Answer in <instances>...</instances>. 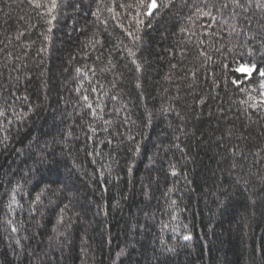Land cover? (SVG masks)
Listing matches in <instances>:
<instances>
[{
  "label": "trees",
  "instance_id": "1",
  "mask_svg": "<svg viewBox=\"0 0 264 264\" xmlns=\"http://www.w3.org/2000/svg\"><path fill=\"white\" fill-rule=\"evenodd\" d=\"M121 2L129 0H115L117 5ZM95 7L96 0H63L57 18L49 25L27 0H14L11 7L8 0H0V48L4 49L0 52V108L7 107V116L14 120L8 125L0 118L4 125L0 129V217L6 212L10 190L20 185L23 192L17 198L23 210L18 208L15 215L23 219L25 227L15 235L30 237L21 239L25 250L42 252L53 234L58 205L70 199L78 216L68 212L74 223L67 240L61 237L65 246L60 251L53 249L47 264H157V258L160 264H264V112L249 109L245 113L247 105L240 104L247 100L241 89L256 95L251 90L258 89L264 78L258 72L249 77L233 71L237 65L232 53H227L224 63L230 67L225 69L212 49L208 50L213 60L206 68L194 58L198 52L190 49L188 58L181 60L178 52L168 51L177 47L179 28L187 23L183 19L187 9L175 0V6L160 7L144 20L138 52L141 73L113 50L118 64L114 72L122 74L116 80L120 101L114 102L110 95L117 91L112 88L116 77L100 72L108 52L98 61V53L85 48V43L98 27L105 49L128 38L115 21L103 31L104 26L91 16ZM18 32L24 33L19 40ZM9 52L23 59L9 61ZM235 59L244 63L251 59L264 68L259 52L252 57L244 49ZM172 64L178 67L173 69ZM93 65L95 77L77 78V67L82 76ZM17 66H21L18 72ZM192 68L199 69L194 84ZM138 77L140 88L136 87ZM233 79H238V85L232 84ZM78 85L90 102L99 100L106 105L105 119H116L108 110L124 103L132 123L121 126L118 122L114 127L121 132L132 129L140 144L139 154H134L135 144L119 143L114 132L111 146L103 131L94 137L95 144L87 139L92 136L89 124L97 129L105 125L93 120L88 109L77 106ZM92 86L97 87L96 93ZM29 104L35 110L16 122L13 107L16 113L27 112ZM169 107L172 110L164 111ZM123 116L122 111L119 121ZM101 140L105 143L100 144ZM94 146L114 157L107 161L113 169L111 177H106L111 183L102 184L95 172L105 161L88 155ZM233 152L237 154L233 156ZM171 165L178 173L175 177L170 174ZM169 188L174 190L165 196ZM41 192L42 202L35 205L30 219L31 201ZM171 200H176L175 206ZM165 223L168 227L162 228ZM9 234L0 230V264H18L13 252L17 246L8 239ZM174 234L175 251L165 259L160 256V239L172 245ZM185 234L192 239L184 241ZM82 244L86 254L81 252ZM19 264H28L27 257Z\"/></svg>",
  "mask_w": 264,
  "mask_h": 264
},
{
  "label": "snow or ice",
  "instance_id": "2",
  "mask_svg": "<svg viewBox=\"0 0 264 264\" xmlns=\"http://www.w3.org/2000/svg\"><path fill=\"white\" fill-rule=\"evenodd\" d=\"M14 0H8V6L11 7V3ZM29 5L34 6L39 10V15L41 17L47 18V23L52 24V21L57 18L56 13L63 6V0H27ZM182 8L187 9L183 19L187 22L182 24L179 28L181 34L180 41L175 49H170L172 54L179 53L181 60L188 58V51L191 49L195 52H198V56H195L199 60L201 67H207V62L213 60V55L209 52L208 49H212L213 52L217 53L220 59V63L223 64L224 68L227 69L230 65L224 63L227 59V53L233 54V63L237 65L233 69L235 72L245 73L247 76L252 77L254 73L258 72L261 78H264V68H259L256 63H253L251 59L247 63H244L242 60L235 59L236 56L240 55L244 49H247L250 56L254 57L257 52L264 57V0H180ZM175 6V0H166V2L158 3V0H129V2H121L118 5L115 3V0H112V3H104V0H96V7L91 11V16L95 19L98 25L102 24L104 26L103 31H107L110 23L115 21V26L121 28L124 35L128 38L127 41L119 40L116 45L113 46V49H105L104 41L100 38L101 30L99 27L97 31L93 32L91 36L85 43V48L91 47L93 52H97V60L100 61L104 55V51L108 52L107 63L100 69L101 73H111L116 79L112 82V88L117 89L114 94L110 95V99L114 102L120 101V90L116 80L122 79V74L116 76L114 70L117 68L118 64L113 56V50L119 54L121 60L130 62L134 66L136 73H141L142 63L139 59L138 52L140 50L142 37L140 35L141 27L144 24V20L147 17H153L156 13V10L160 7ZM77 5V10L79 9ZM122 11H119V10ZM107 12L108 16L101 15L102 12ZM23 19V17H21ZM255 20V23H254ZM124 21L127 22V26ZM199 30V31H197ZM51 31V28L48 29ZM24 35L23 32H18L16 39L19 40L20 37ZM48 37L45 36V39ZM259 47H256V45ZM99 46V47H98ZM103 49V50H101ZM4 49L0 48V52H3ZM88 53H85L87 57ZM6 56L9 61L15 59H23V57H13L12 54L6 53ZM24 56H27V52L24 53ZM202 58V59H200ZM26 67V65H22ZM19 67L15 69L19 71ZM173 69L177 68V64H172ZM199 69L192 68L189 69L191 73L192 83L196 82V73ZM78 79H88L91 80L96 76L95 65L91 69L85 71L81 76L82 70L80 67L75 69ZM90 73V74H89ZM215 75V73H213ZM184 77H179L178 79H183ZM18 79V77L16 78ZM238 79H233L232 84L238 85ZM216 82L214 81V85ZM192 85L190 84L189 87ZM218 87V85H216ZM136 87L140 88L141 84L139 82V77L137 78ZM179 87V86H178ZM77 93H81V88L78 85L76 88ZM91 91L93 93L97 92V87L92 86ZM247 93V100H241L240 104L247 105L243 111L246 113L249 109L253 111L264 112V79L261 80L258 89H252L255 91L256 95H252L250 90L241 89ZM107 95V93H105ZM12 95L16 97L17 100H20L21 97L17 96L16 92L13 91ZM178 98V97H176ZM23 100H27V97H24ZM82 101V103H81ZM201 104L204 103V99L201 98L199 101ZM15 103V101L13 102ZM78 107L81 109H88L90 116L93 120H102L105 127L102 129H97L89 124V131L92 133V136H88L89 141H93L95 144L94 137L97 136L98 131H103L107 134L106 143L111 146L114 141L111 138L113 132L118 138L119 143H123L124 140L135 144L134 154H139L141 152L140 144L137 142L132 135V129L128 128L126 132H121L119 128L114 127L118 122L121 126L125 124L132 123L131 116L125 111V105L121 101L119 107H113L108 110V115L115 116L116 119L104 118V112L106 105L102 101H97L95 104L90 102V97L87 94H80V101L77 103ZM12 107V106H8ZM35 109L30 104L28 105L27 112L16 113L15 108L13 107L12 115L16 117V122H20L27 117L28 113L33 112ZM99 110V111H98ZM172 110L171 107L164 109V111ZM122 111L124 112L123 121H119ZM221 111H223L221 109ZM7 107L0 108V118L7 120L8 125H12L14 120L7 116ZM179 116V113H177ZM182 118V117H181ZM227 119V117H222ZM248 119L251 120L252 116L249 115ZM3 123L0 122V129H3ZM183 131V129H181ZM69 135L71 133L69 132ZM7 139V137H5ZM179 140V137H176ZM220 139H223L221 137ZM100 144L105 143V140L99 141ZM179 148V144L175 145ZM182 150V149H181ZM237 153L233 152V156ZM42 158L43 153H41ZM89 156L101 158L102 162L100 166L95 170L99 173V179L101 183H111L110 179L106 180V177L110 178L113 172L111 163L107 161H114L111 152L105 154L101 148L94 146L92 151L88 153ZM242 155V153H241ZM151 159V157H150ZM94 159V163H95ZM233 168L236 167L235 163L232 165ZM170 174L175 177L178 175L175 166L171 165ZM131 165L128 168L129 175L132 174ZM94 172V174H95ZM67 191V187H65ZM174 189L169 188L165 193V196H168ZM23 192V188L20 185L13 186L8 195V200L6 203V212L3 217H0V230H3L5 233H10L8 235L9 240H14L16 248L13 249L14 255L18 260V264L23 257H27L28 264H47L49 257L54 255L53 249L60 251L64 246V241L61 240V237L64 240H67V234L69 229H71L74 220L71 216L68 215L69 211H73L74 216H78V213H75L73 210V205L69 199L68 203H64L62 206H59V212L56 214V223L52 229V235L48 237V248L44 249L42 252H37L35 249L25 250L24 245L21 244V239L29 240L30 237L23 236L21 238H16L17 233L21 232L24 227V221L22 218L17 219L15 213L17 209L23 210V206L19 203L18 196ZM5 194H8L7 191ZM43 192L38 193L34 200L31 201V207L28 211L29 218L31 219L36 212L35 205L41 203V197ZM126 199L127 197H123ZM119 203V201L117 202ZM176 200H171V206L176 205ZM225 200L221 201V204H224ZM173 220L175 217L172 218ZM135 227V225H133ZM168 224H162V228H167ZM173 232L176 233V227L172 225ZM184 241H189L192 237L188 234L182 236ZM173 244L166 245L163 238L160 239V256L167 258L169 253H174L175 251V242L177 236L174 234L172 237ZM132 246L135 244L133 242ZM19 249V251H17ZM87 249L81 246L82 254H86ZM126 249H121V252H125ZM261 259L264 260V252L261 253ZM157 264H160L159 259L157 258Z\"/></svg>",
  "mask_w": 264,
  "mask_h": 264
}]
</instances>
